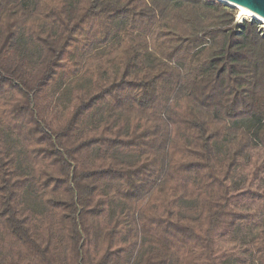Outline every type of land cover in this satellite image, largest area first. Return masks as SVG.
I'll use <instances>...</instances> for the list:
<instances>
[{"label":"trees","instance_id":"obj_1","mask_svg":"<svg viewBox=\"0 0 264 264\" xmlns=\"http://www.w3.org/2000/svg\"><path fill=\"white\" fill-rule=\"evenodd\" d=\"M0 264H264L258 23L0 0Z\"/></svg>","mask_w":264,"mask_h":264},{"label":"water","instance_id":"obj_2","mask_svg":"<svg viewBox=\"0 0 264 264\" xmlns=\"http://www.w3.org/2000/svg\"><path fill=\"white\" fill-rule=\"evenodd\" d=\"M227 4L229 8H242L244 10L249 11L253 15L264 19V0H222Z\"/></svg>","mask_w":264,"mask_h":264},{"label":"bare ground","instance_id":"obj_3","mask_svg":"<svg viewBox=\"0 0 264 264\" xmlns=\"http://www.w3.org/2000/svg\"><path fill=\"white\" fill-rule=\"evenodd\" d=\"M216 1H218V2H220V3L227 4V3H225V2H222V0H216ZM237 9H239V11H240V15H241V16H244V17L250 18V19H252L253 21H256V22H258V23L264 25V19H261V18L255 16V15H253V14L250 13L249 11L244 10V9H242V8H237Z\"/></svg>","mask_w":264,"mask_h":264},{"label":"rangeland","instance_id":"obj_4","mask_svg":"<svg viewBox=\"0 0 264 264\" xmlns=\"http://www.w3.org/2000/svg\"><path fill=\"white\" fill-rule=\"evenodd\" d=\"M212 1H215V2H217L216 0H212ZM219 3V2H218ZM233 11H234V13H235V22H236V24H240V23H242L243 21H253L252 19H250V18H247V17H244V16H241L240 15V11H239V9H237V8H231ZM258 23V22H257ZM258 25H259V27L262 29V30H264V25H262V24H260V23H258Z\"/></svg>","mask_w":264,"mask_h":264}]
</instances>
